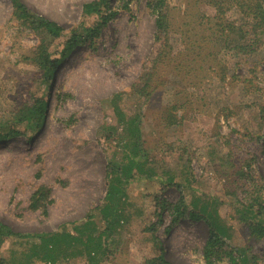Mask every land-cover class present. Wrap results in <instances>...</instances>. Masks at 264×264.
Masks as SVG:
<instances>
[{
	"label": "rangeland",
	"instance_id": "374dc122",
	"mask_svg": "<svg viewBox=\"0 0 264 264\" xmlns=\"http://www.w3.org/2000/svg\"><path fill=\"white\" fill-rule=\"evenodd\" d=\"M18 1L61 32L29 26L14 0H0V220L20 233L0 244V257L147 264L164 247L172 264H264V235L251 233L244 212L264 199V30L248 26L244 0H166L164 50L172 49L157 63L162 41L148 0ZM101 14H109L104 23ZM220 20L248 29L245 51L222 39L186 53L183 36ZM73 34L83 42L48 79L34 58L43 46L60 57ZM37 99L47 101L41 126L17 122ZM131 155L143 168L126 183L123 173L125 190L110 201L109 184ZM42 185L46 207L33 208ZM181 197L187 210L166 230L167 206ZM204 206L224 229L221 251L209 255L207 221L187 212ZM53 233L58 240L47 248L41 237Z\"/></svg>",
	"mask_w": 264,
	"mask_h": 264
},
{
	"label": "trees",
	"instance_id": "16d2710c",
	"mask_svg": "<svg viewBox=\"0 0 264 264\" xmlns=\"http://www.w3.org/2000/svg\"><path fill=\"white\" fill-rule=\"evenodd\" d=\"M129 1V0H128ZM165 1L166 0H148V5L151 7L152 12L156 15V27L157 32L156 36L157 38L162 41L161 50L158 51V58L155 63L160 61V58L164 55L168 54V51L172 49V47L169 48V50L166 52L164 50V47L166 45L167 39H168V33L170 30V19L168 15V11L165 8ZM253 1V0H244L242 6H246L245 13L247 15L248 20L251 22L248 24V26H257L260 30H264V0H259V2ZM15 8L17 12V16L20 18H24V22H26L29 26H32L35 29L38 28H45L51 35L53 34L55 37L58 36L61 32V27L54 21H51L49 19H46L45 17L39 16L36 14H32L29 12L25 5L21 3L18 0H14ZM99 2H90L87 4V7H89L92 10H97L100 13V9L98 8ZM127 6V5H126ZM98 8V9H97ZM101 21L104 23L105 20L109 17V14H101ZM197 20V19H196ZM252 20V21H251ZM223 20H220L218 24L212 27H203L200 30H197L194 28V31H192L189 35L183 36L185 42H187V51L186 53H192L195 52L198 48L202 47L204 45V42H211L213 40L222 41L224 40H230L232 43L235 44L236 47H238L239 50L246 49L247 45H243L247 39V30L244 25H236V27L231 26V23H226L225 25ZM200 25H198L199 28ZM254 28V27H253ZM200 38V42L198 43L196 41V38ZM84 39H81L79 35L73 34L69 38H67L64 42V46L61 49V55L60 57H53L50 52H48L47 47L43 46L40 49V52L38 53L34 60L38 64L39 68L42 69L47 76L48 79L52 78L54 74V68L65 58H68L70 56L71 52L80 44V42H83ZM166 40V42H165ZM165 44V45H164ZM171 46V45H170ZM251 46V45H250ZM189 47V50H188ZM188 53V54H189ZM170 54V53H169ZM160 57V58H159ZM166 57V56H164ZM163 57V58H164ZM46 103L47 101L44 99H37L33 103H25L24 106H22L19 109V112L17 114V117L15 120L17 122H26L28 126L39 128L41 124L43 123V120L45 118V110H46ZM170 115V114H169ZM135 128L133 127L131 129L132 133L134 132ZM18 131H12L11 129V135L16 136L18 135ZM135 134V133H133ZM137 135V134H136ZM4 137V135H0V140L3 141L1 138ZM134 154L138 156L139 158L143 156V154H140L142 151L141 146L138 141V137L133 140L132 142ZM142 165H139V159L137 160L134 158V156L131 155L129 157V162L125 170H123L121 167H117V176L114 177V181L109 184L110 190H109V200L113 201L116 198H118L119 194L124 192L125 188L122 187L121 190L119 189V183L122 181V174L125 173V183L127 180L133 175V169H137V171L142 170ZM117 183V184H116ZM49 188L45 185H42L38 187L32 197H31V206L33 208H39V207H46L47 198L49 196ZM261 196L254 197L253 201L247 202L245 206L244 212L248 214L246 217V220L248 221L251 233L256 236H262L264 235V220L263 213H264V199L260 198ZM163 200H160L157 202V204L161 205ZM171 210L172 217L170 223L167 225V229L171 227L176 219L184 213L185 210H187V206L184 203V199L181 197L177 202H171L169 203V206H167ZM45 210V209H44ZM188 215L191 216L193 219H205L207 221L208 227H209V239L207 240L206 245V255H209L213 251H221V244L223 242L224 237V229L222 226L216 225L214 221L209 219L212 215L210 213L206 212V206L202 207L200 210L196 209L195 207H192L188 211ZM243 214V213H242ZM116 213L114 215L117 216ZM250 218V219H249ZM254 218V219H252ZM249 219V220H248ZM223 225V224H221ZM152 230H154V226L152 225ZM20 233L18 231H15L14 228L4 223L0 220V244L5 241L6 239L13 237V236H19ZM22 235V234H21ZM37 235V234H33ZM70 238H75L73 235H69ZM48 239H56L58 240V235L56 233L51 234L50 236H42L41 241H44L46 244V247L53 246V242L55 240H48ZM89 242L91 244H95L93 239L89 237ZM94 246V247H95ZM93 247V248H94ZM240 247H233L228 252L231 254L233 251L239 250ZM47 254V253H45ZM237 256H240L239 254ZM51 259L53 257H50ZM54 259V258H53ZM0 264H11L10 262H6L3 258L0 257ZM147 264H172L171 262L167 261L164 258V247H161V250L159 251V254L147 261Z\"/></svg>",
	"mask_w": 264,
	"mask_h": 264
}]
</instances>
